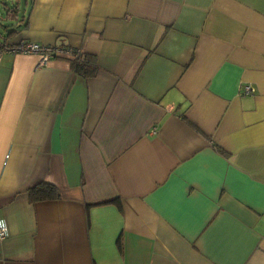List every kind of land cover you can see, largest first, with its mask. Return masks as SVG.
<instances>
[{
    "label": "crops",
    "instance_id": "obj_1",
    "mask_svg": "<svg viewBox=\"0 0 264 264\" xmlns=\"http://www.w3.org/2000/svg\"><path fill=\"white\" fill-rule=\"evenodd\" d=\"M7 41L96 69L0 54V264H264V0H33Z\"/></svg>",
    "mask_w": 264,
    "mask_h": 264
},
{
    "label": "trees",
    "instance_id": "obj_2",
    "mask_svg": "<svg viewBox=\"0 0 264 264\" xmlns=\"http://www.w3.org/2000/svg\"><path fill=\"white\" fill-rule=\"evenodd\" d=\"M32 1L23 0L20 4L19 0H0V49L3 44L10 43L7 40L25 25ZM71 62L74 70L82 76L91 75L96 69L93 57L88 54H81L79 59ZM53 192V187L43 182L35 184L28 190L33 200L50 197Z\"/></svg>",
    "mask_w": 264,
    "mask_h": 264
},
{
    "label": "built area",
    "instance_id": "obj_3",
    "mask_svg": "<svg viewBox=\"0 0 264 264\" xmlns=\"http://www.w3.org/2000/svg\"><path fill=\"white\" fill-rule=\"evenodd\" d=\"M10 53H33L38 54L40 58V63H44L50 57H64L69 60H77L81 56L80 50L77 48L69 46H47L40 45L34 42L18 41L16 43L3 44L0 49V54L2 52ZM242 92H250L251 88L247 85L242 87ZM1 220V219H0ZM8 235L6 226L0 228V240L5 238Z\"/></svg>",
    "mask_w": 264,
    "mask_h": 264
},
{
    "label": "clouds",
    "instance_id": "obj_4",
    "mask_svg": "<svg viewBox=\"0 0 264 264\" xmlns=\"http://www.w3.org/2000/svg\"><path fill=\"white\" fill-rule=\"evenodd\" d=\"M5 226V222L0 220V228H3Z\"/></svg>",
    "mask_w": 264,
    "mask_h": 264
},
{
    "label": "rangeland",
    "instance_id": "obj_5",
    "mask_svg": "<svg viewBox=\"0 0 264 264\" xmlns=\"http://www.w3.org/2000/svg\"><path fill=\"white\" fill-rule=\"evenodd\" d=\"M20 1V4H22L23 3V0H19ZM4 52H6V51H4Z\"/></svg>",
    "mask_w": 264,
    "mask_h": 264
}]
</instances>
